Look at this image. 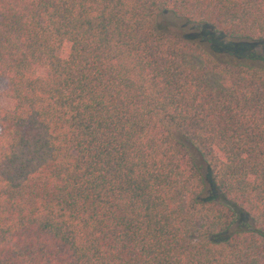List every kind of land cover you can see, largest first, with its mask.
<instances>
[{"label": "trees", "instance_id": "obj_1", "mask_svg": "<svg viewBox=\"0 0 264 264\" xmlns=\"http://www.w3.org/2000/svg\"><path fill=\"white\" fill-rule=\"evenodd\" d=\"M0 78V264H264V0H0Z\"/></svg>", "mask_w": 264, "mask_h": 264}, {"label": "rangeland", "instance_id": "obj_2", "mask_svg": "<svg viewBox=\"0 0 264 264\" xmlns=\"http://www.w3.org/2000/svg\"><path fill=\"white\" fill-rule=\"evenodd\" d=\"M176 25H179V26L175 27ZM176 25L174 26L172 24L171 30L179 33L180 35L187 34L188 32L193 33L190 28L181 27L180 23ZM7 88H8V81L4 78H0V106L3 108L12 107V102L4 96L5 92L7 91Z\"/></svg>", "mask_w": 264, "mask_h": 264}]
</instances>
